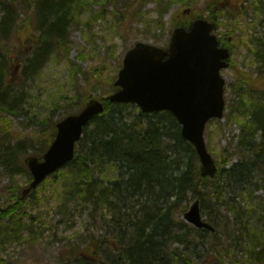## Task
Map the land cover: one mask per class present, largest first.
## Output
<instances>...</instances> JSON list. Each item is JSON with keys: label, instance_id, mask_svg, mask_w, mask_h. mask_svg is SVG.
Segmentation results:
<instances>
[{"label": "rangeland", "instance_id": "obj_1", "mask_svg": "<svg viewBox=\"0 0 264 264\" xmlns=\"http://www.w3.org/2000/svg\"><path fill=\"white\" fill-rule=\"evenodd\" d=\"M215 3H207L193 0H83L78 1L75 11L72 12L73 19L67 30L69 35L64 49L56 50L52 46L47 53L40 48H35L37 36L29 38L27 32L17 31L9 39V45L13 50L14 62L11 61V74L14 75L12 88L13 95L7 99L11 104L12 115L0 113V119H7L9 132L4 133V123L0 120V206L5 207L13 204L14 195L27 187L30 182L28 173H21L17 155H14L10 145L16 148L19 141L30 143L31 136L40 131L47 124L57 122L67 111L74 112L83 103L84 97L107 98L112 94L109 78L112 83L118 76L122 67L126 52L137 43H147L166 48L169 46L173 33V22L190 16L194 9L197 15L208 17L209 9L213 6L214 15H218L220 29L218 34L223 37L232 50L231 62L240 70L258 76L264 73V0H213ZM22 2V0H21ZM1 6V5H0ZM17 7H20L17 5ZM30 9L19 11L20 23L29 20ZM185 11H189L187 14ZM202 13L204 15H202ZM37 23L33 22V25ZM40 33V32H38ZM37 34V30H36ZM231 40V41H230ZM43 51L44 53H42ZM41 58L40 68L35 76L25 73V67L33 58ZM19 70L15 71V67ZM101 69L97 72L95 68ZM119 69V70H118ZM229 68L223 70L222 75L226 79L225 99L228 106L237 107V98L242 82L239 76ZM103 75V79H100ZM10 107H5L9 110ZM229 108H227V119L211 122L206 130V141L209 148L215 154L220 163L224 159L229 162L224 164L226 170L243 159L239 155L226 158L230 153H236L241 134L238 123L229 121ZM5 122V121H4ZM236 123L237 125H234ZM261 142L260 135L254 148H258ZM34 150L23 148L27 155L33 154L38 147L29 144ZM7 148V149H6ZM21 152V153H23ZM6 153V154H4ZM11 153L7 162L4 159ZM39 154L42 151H38ZM252 159L251 150H247ZM6 155V156H5ZM26 156V155H25ZM4 166H7V171ZM223 168V165L220 169ZM227 174V172H226ZM116 175V174H114ZM96 174L97 183L102 179ZM236 181L239 174L234 173ZM243 180V179H242ZM47 181L26 200L24 207H28L32 215L43 217L45 227L23 220L22 238L13 240L8 238L0 229V257L11 264H78L76 258L71 257V251L81 253L77 258H85L83 264H113L116 256L113 244L117 242L114 238V230L108 225L106 212L97 213L100 207L89 200L77 197L68 184L67 193L61 192L59 182ZM262 181V182H261ZM248 188L247 197L236 198L237 203L247 213L236 220L228 214L225 209L216 207L214 203H205L204 218L219 215L220 234L218 246L212 249L210 239L205 246H200L201 255L197 256L198 264H210L220 261V251L231 256L226 258V263L232 264L239 258L253 260V264H264L252 259L246 251L247 244L257 242L256 233L264 235V217L261 216L264 206V189H257V185H264V175L253 172L244 179ZM229 183V181H228ZM104 179L103 185H108ZM241 185V182L239 183ZM239 191H231L229 198L236 197ZM72 194V195H71ZM73 196L76 200L63 209L64 196ZM190 202L185 201L184 208L177 212V221L187 224L184 220L185 213L195 202L196 196ZM243 196V195H242ZM110 200V199H109ZM148 205V206H147ZM153 207V203L144 204L146 208ZM98 207V208H97ZM136 209L140 207L135 206ZM97 208V209H96ZM63 209V210H62ZM186 209V212H183ZM143 210V209H142ZM137 211V210H136ZM203 212V210H202ZM203 212V213H204ZM228 215L227 230H224L223 216ZM248 220H247V219ZM142 218L139 220L141 221ZM245 224L246 222H248ZM7 222V221H6ZM42 227V229H41ZM37 241H31L29 234L39 232ZM127 242L123 248L129 246L133 230L128 232ZM25 237V238H24ZM253 238V239H252ZM101 240L102 258L95 262L87 250L90 242ZM264 244V241H263ZM213 246V245H212ZM117 247H121L117 244ZM175 247V246H174ZM193 247V246H192ZM228 248V249H227ZM183 250V246L180 247ZM227 249V250H226ZM261 249L258 250V252ZM207 253H215V256L207 258Z\"/></svg>", "mask_w": 264, "mask_h": 264}, {"label": "trees", "instance_id": "obj_2", "mask_svg": "<svg viewBox=\"0 0 264 264\" xmlns=\"http://www.w3.org/2000/svg\"><path fill=\"white\" fill-rule=\"evenodd\" d=\"M78 1L82 3V0H22V2L21 0H0V113L2 111L7 113L6 115H12L11 111L14 110L6 101L13 95L10 86L13 85L12 80H14L11 67H9L11 61L14 62L15 56L9 45L10 37L17 31L27 32L29 38L37 36L35 48H40L45 53L52 46L56 50L64 49L69 37L66 35L67 30L73 19L72 12L75 11ZM193 1L200 2V0ZM205 1L215 3L213 0ZM20 9L21 11L30 9L29 15L31 12L33 15L29 20L20 23ZM213 10V6L210 7L211 13L214 12ZM196 11L197 9H194V12L187 18L182 17L175 20L172 23L173 29L189 27L191 22L200 16ZM67 16L69 21L66 20ZM216 17L218 15L210 14L207 19L215 21ZM33 22L37 25H33ZM36 30L37 33L40 32L37 35ZM41 63L40 57L31 59L25 67L24 74L35 76ZM18 67H15V71ZM232 68L241 79L242 87L239 90L237 107L229 106V121L238 123L241 134L238 137L236 153L228 155V150L225 153H227L226 158L237 154L243 160L233 165L230 170H226L224 165L229 162L228 160L224 159L223 164L218 162L220 167L223 165V168L218 171L214 179L201 175L196 152L182 138L181 127L171 114L146 115L135 106L113 105L108 98H101L105 105L104 113L86 128L79 152L69 168L59 172L52 181L58 183L62 180L59 186L61 192L65 193H67L66 186L71 184L72 192L77 197L82 200L90 198L91 203L100 207V210H96L97 213L100 211L107 213V223L114 230L113 235L117 240L113 244V250L116 252L113 264H198L197 256L202 253L199 248L201 245L205 246L209 239L210 247L214 249L218 246V252L221 249L217 239L220 230L216 233L199 231L177 221V212L184 208L185 201H191L193 198L191 195L200 199L202 205L208 201L214 202L236 220L247 213L235 199H228V194L231 191H239L236 197L245 199L247 197L246 188L249 184L243 180L253 172L264 175V73L255 77L254 74L235 66ZM100 69L101 67L99 69L96 67L94 70L98 72ZM100 79H103V75ZM112 80V78L108 79L111 89L114 90ZM84 98L76 111L83 108L89 97ZM5 107H10V109L5 110ZM0 120H3L1 122L4 123V133L7 134L9 132L8 121L4 118ZM47 126L31 136L30 143L38 147L34 155H38V151L46 150L54 139L56 133L54 123L52 126L50 124ZM259 135L261 142L258 148H254ZM26 142L19 141L16 148L14 145L7 147H11L12 153L18 156V164H21L18 168L21 173H28L24 164L27 152H23V148L27 146L28 151L35 149ZM249 149L253 155L252 159L247 153ZM10 154H7L4 162H7ZM4 167L7 171V166ZM234 173L239 174L238 181ZM96 174L100 175L101 183H97ZM104 179L109 182L106 186L103 185ZM240 182L241 185H239ZM256 187L264 189V185L262 187L256 184ZM141 192L145 198L151 201L159 200L162 205L159 208H146V213L139 221L140 214L144 212L145 202L149 203L140 194ZM71 195L64 196L63 209L68 208L76 200H81ZM14 199L13 204L0 206V229H4L3 232L8 238L20 241L23 237L25 218L37 224H44V227L46 222L43 223V217L32 215L29 212L31 207L30 209L24 207L25 202L22 200L21 191L18 195H14ZM135 206L140 208L136 209ZM183 212H186V209H183ZM261 216L264 217V206ZM222 221L224 222L222 228L227 230L228 216H224ZM247 223L249 221L245 224ZM41 229L39 232L32 231L28 238H31L33 242L37 241L42 236L40 235L42 234ZM130 229L133 233L129 246L123 248L122 245L127 242ZM207 235L209 236L205 238ZM255 236L257 242L255 244L246 243V251L249 258L257 257V261L262 262L264 260V235L260 232ZM103 243L101 240H96L86 247L90 250L95 262L101 261ZM117 244L121 247H117ZM181 246L183 250L180 249ZM259 249L261 250L258 252ZM71 252V257L76 258L78 264L85 263L86 257L77 258L81 256V253L76 254L75 250ZM212 254L215 256V253ZM220 254L218 264H227L225 259L231 256L230 251L227 250V254L220 251ZM206 255L207 258L213 256L210 253ZM253 263L251 259L239 258L232 264ZM0 264L11 263L0 257ZM99 264L105 263L99 262ZM210 264L217 263L211 262Z\"/></svg>", "mask_w": 264, "mask_h": 264}, {"label": "water", "instance_id": "obj_3", "mask_svg": "<svg viewBox=\"0 0 264 264\" xmlns=\"http://www.w3.org/2000/svg\"><path fill=\"white\" fill-rule=\"evenodd\" d=\"M216 28V24L197 19L189 29L174 31L167 50L137 44L124 59L115 83L120 89L110 97L113 104H135L146 114L172 113L182 126L183 137L195 146L206 177H214L217 168L208 153L204 133L210 120L223 118L226 81L221 71L229 67L230 57L227 49L219 47L213 34ZM103 112L104 105L91 100L81 113L57 124L56 139L44 160L32 156L25 161L34 180L23 192L24 198L73 160L84 128ZM185 218L198 228L212 229L201 221L198 202Z\"/></svg>", "mask_w": 264, "mask_h": 264}, {"label": "bare ground", "instance_id": "obj_4", "mask_svg": "<svg viewBox=\"0 0 264 264\" xmlns=\"http://www.w3.org/2000/svg\"><path fill=\"white\" fill-rule=\"evenodd\" d=\"M66 13V12H65ZM66 20L67 21H69L70 19L68 18V16H67V18H66ZM88 165H90V163L88 164ZM141 195H142V192L140 193ZM144 198H145V195H142ZM148 202H150V203H153V207H157V208H159L160 207V205H162L161 204V202H159V200H156V201H151L149 198H145ZM152 206H151V208H153ZM149 208V207H148Z\"/></svg>", "mask_w": 264, "mask_h": 264}]
</instances>
